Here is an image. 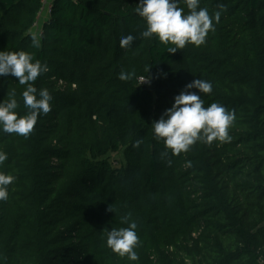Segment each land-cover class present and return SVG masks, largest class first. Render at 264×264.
I'll list each match as a JSON object with an SVG mask.
<instances>
[{"label": "trees", "instance_id": "obj_1", "mask_svg": "<svg viewBox=\"0 0 264 264\" xmlns=\"http://www.w3.org/2000/svg\"><path fill=\"white\" fill-rule=\"evenodd\" d=\"M44 1L0 0V51L47 64L33 83L53 96L28 137L0 131V171L16 176L0 201V264H264V0H200L220 21L174 54L141 37L139 0H53L32 47ZM195 79L213 85L205 107L234 111L231 139L174 155L152 123ZM25 87L0 77V102L14 91L26 114ZM125 217L137 223V261L107 247Z\"/></svg>", "mask_w": 264, "mask_h": 264}, {"label": "clouds", "instance_id": "obj_2", "mask_svg": "<svg viewBox=\"0 0 264 264\" xmlns=\"http://www.w3.org/2000/svg\"><path fill=\"white\" fill-rule=\"evenodd\" d=\"M181 4L187 8V12ZM218 7L223 9L222 4ZM135 12L146 21V29L140 33L141 37L156 38L171 54L184 49L187 44L197 47L204 44L208 33L215 31V23H219L221 17L220 10L210 15L207 8L200 7V0H139ZM135 40L136 37L131 34L122 36L120 47L130 48ZM31 46L40 47V36L35 31L31 33ZM48 71V65L34 59L30 52L0 51V77H17L18 83L26 86L22 99L24 107L28 110L26 114L20 115L17 112L19 104L16 93H8L9 98L0 102V131L28 137L34 130L38 117L51 110L53 96L47 88L38 90L33 83ZM134 76V72L121 71L118 78L127 81ZM139 80L140 85L150 83V77H140ZM192 89H197L198 93L191 91ZM212 90L211 82L203 79L193 80L185 86L184 91L175 96L174 103L165 110L160 119L153 121L154 138L162 139L165 148L171 149L174 155L187 152L198 140L211 144L214 140L226 142L231 139L228 130L236 118L234 111L219 103H211L205 107L201 99V93H211ZM140 143L141 141H136V146ZM7 158V153L0 151V164ZM15 180L16 176L0 171V201L8 199L9 186ZM108 211H113L111 205ZM124 222L128 224L127 227L112 228L108 231L107 247L120 257L126 256L129 261H137V223L127 217Z\"/></svg>", "mask_w": 264, "mask_h": 264}, {"label": "rangeland", "instance_id": "obj_3", "mask_svg": "<svg viewBox=\"0 0 264 264\" xmlns=\"http://www.w3.org/2000/svg\"><path fill=\"white\" fill-rule=\"evenodd\" d=\"M52 1L53 0H45L44 1V5H43V8L39 14V18H38L36 27L33 29V31L37 32L38 34H40V31H41L40 27L44 23V21L46 19L45 17L49 14V10H50ZM106 158L110 161V163L114 167H120L123 164V160H124L122 152H112Z\"/></svg>", "mask_w": 264, "mask_h": 264}, {"label": "crops", "instance_id": "obj_4", "mask_svg": "<svg viewBox=\"0 0 264 264\" xmlns=\"http://www.w3.org/2000/svg\"><path fill=\"white\" fill-rule=\"evenodd\" d=\"M52 2H53V1H52ZM49 15H50V12H49V14L45 17V18H46L45 21L48 19ZM45 21H44V22H45ZM42 26H43V24L41 25L40 28H42Z\"/></svg>", "mask_w": 264, "mask_h": 264}, {"label": "built area", "instance_id": "obj_5", "mask_svg": "<svg viewBox=\"0 0 264 264\" xmlns=\"http://www.w3.org/2000/svg\"><path fill=\"white\" fill-rule=\"evenodd\" d=\"M145 83H147V82H145Z\"/></svg>", "mask_w": 264, "mask_h": 264}]
</instances>
